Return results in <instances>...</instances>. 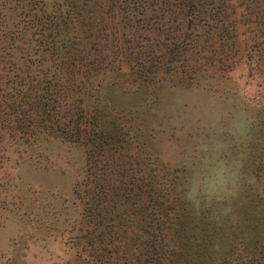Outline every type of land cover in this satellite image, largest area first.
I'll list each match as a JSON object with an SVG mask.
<instances>
[{
	"label": "rangeland",
	"instance_id": "rangeland-1",
	"mask_svg": "<svg viewBox=\"0 0 264 264\" xmlns=\"http://www.w3.org/2000/svg\"><path fill=\"white\" fill-rule=\"evenodd\" d=\"M0 264H264V0H0Z\"/></svg>",
	"mask_w": 264,
	"mask_h": 264
},
{
	"label": "trees",
	"instance_id": "trees-1",
	"mask_svg": "<svg viewBox=\"0 0 264 264\" xmlns=\"http://www.w3.org/2000/svg\"><path fill=\"white\" fill-rule=\"evenodd\" d=\"M199 3L198 2H197V4L196 3L195 4L194 3H190V4L188 3V5L186 7V10L189 13L188 19H192L194 16H198V13H200V10H201ZM139 5H143V3L141 2ZM189 28L191 29V26ZM184 43H186V40L182 39L179 43H176L175 45L177 46L179 44H184ZM171 50L174 51L173 48H171ZM73 60H74L73 64L71 63L72 66L76 67V70L79 71V67H77V66L78 65L80 66L81 59L74 58ZM70 84L74 85V82H71ZM68 89H70L71 91L73 90L72 87H69ZM92 123H93L92 117L90 119H88L87 117L82 116V115L76 114V116H74V115L70 114L68 117V123H67L68 128H69L67 131V135L70 138H73L72 140H74V141H80L82 143L92 145V144H94L96 139H98L100 137V133L97 130L94 131L93 129L91 130V129L87 128Z\"/></svg>",
	"mask_w": 264,
	"mask_h": 264
},
{
	"label": "clouds",
	"instance_id": "clouds-1",
	"mask_svg": "<svg viewBox=\"0 0 264 264\" xmlns=\"http://www.w3.org/2000/svg\"><path fill=\"white\" fill-rule=\"evenodd\" d=\"M226 189H227V185H225Z\"/></svg>",
	"mask_w": 264,
	"mask_h": 264
}]
</instances>
